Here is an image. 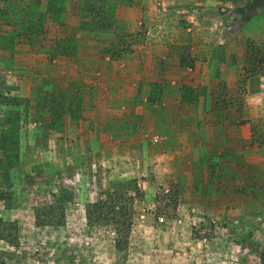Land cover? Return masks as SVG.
Here are the masks:
<instances>
[{
  "label": "rangeland",
  "instance_id": "374dc122",
  "mask_svg": "<svg viewBox=\"0 0 264 264\" xmlns=\"http://www.w3.org/2000/svg\"><path fill=\"white\" fill-rule=\"evenodd\" d=\"M0 264H264V0H0Z\"/></svg>",
  "mask_w": 264,
  "mask_h": 264
},
{
  "label": "trees",
  "instance_id": "16d2710c",
  "mask_svg": "<svg viewBox=\"0 0 264 264\" xmlns=\"http://www.w3.org/2000/svg\"><path fill=\"white\" fill-rule=\"evenodd\" d=\"M170 190H162L156 195L157 198L160 196H166ZM58 195L62 198L64 192L61 188H58ZM54 200L52 203L46 205V210L42 209V215L37 212L35 214V223L38 226H45L49 224L59 225L63 222L64 211L63 206L60 203V198L52 194ZM175 195V194H174ZM170 196L169 200L172 202L173 210L176 208L177 198ZM139 199L137 194H129L122 191H108L100 193V196L93 202L86 204L85 206V217L87 223L90 225L102 224L110 226L115 234V245L120 247L123 243L128 242V237L133 225V218L135 214V200ZM60 208V214H57L55 209ZM165 207L161 209L162 215H165ZM174 214H172L173 216ZM170 216V217H172Z\"/></svg>",
  "mask_w": 264,
  "mask_h": 264
},
{
  "label": "crops",
  "instance_id": "0c3cea01",
  "mask_svg": "<svg viewBox=\"0 0 264 264\" xmlns=\"http://www.w3.org/2000/svg\"><path fill=\"white\" fill-rule=\"evenodd\" d=\"M82 35H87V34H82ZM83 37H84V36H83ZM83 37H82V38H83ZM87 37H88V36H86V38H87ZM80 43H81L82 45H87V44H88L87 41H83V42H80ZM54 66H55V65H54ZM26 88H27V86H26ZM26 88H25V87H19V86H16V85L10 84L9 86H7L6 91H7V92L10 91L11 94H17V93H19V91L25 92V91H26ZM30 92H31V88H30V86H28L27 91H26V93H24V94L29 95Z\"/></svg>",
  "mask_w": 264,
  "mask_h": 264
}]
</instances>
